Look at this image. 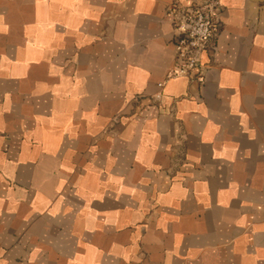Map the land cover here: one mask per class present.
Returning a JSON list of instances; mask_svg holds the SVG:
<instances>
[{"label": "crops", "instance_id": "obj_1", "mask_svg": "<svg viewBox=\"0 0 264 264\" xmlns=\"http://www.w3.org/2000/svg\"><path fill=\"white\" fill-rule=\"evenodd\" d=\"M190 1L0 0V264H264V0L203 82L167 77Z\"/></svg>", "mask_w": 264, "mask_h": 264}, {"label": "built area", "instance_id": "obj_2", "mask_svg": "<svg viewBox=\"0 0 264 264\" xmlns=\"http://www.w3.org/2000/svg\"><path fill=\"white\" fill-rule=\"evenodd\" d=\"M221 8L222 0H194L168 9L173 26L175 56L167 77L182 76L188 81L198 82L205 80L201 54L214 49ZM162 85L163 82L158 83L159 87ZM141 97L139 95L137 98ZM161 98V92L148 96L149 102H157Z\"/></svg>", "mask_w": 264, "mask_h": 264}]
</instances>
